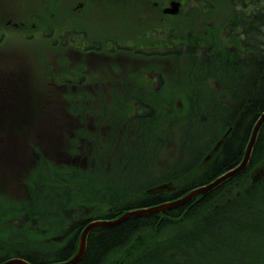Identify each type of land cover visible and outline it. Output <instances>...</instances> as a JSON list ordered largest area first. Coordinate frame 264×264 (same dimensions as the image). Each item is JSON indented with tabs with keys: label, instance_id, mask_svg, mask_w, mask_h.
I'll use <instances>...</instances> for the list:
<instances>
[{
	"label": "bare ground",
	"instance_id": "6f19581e",
	"mask_svg": "<svg viewBox=\"0 0 264 264\" xmlns=\"http://www.w3.org/2000/svg\"><path fill=\"white\" fill-rule=\"evenodd\" d=\"M238 1L239 4L250 5L255 11H262L261 0ZM232 13L222 26L215 28L213 32L209 31L201 35L192 28V34L185 49H200L190 57L191 61L196 56L200 59H207V61L195 68L187 77L179 79L176 83L169 80H146L125 87L120 92L119 97L125 104L117 108L121 119L114 122L113 118L107 128V130L110 129V133H108L110 142L115 144L121 140H128L143 145L144 148L137 157V160L140 161L138 164L150 172L151 178H153L154 165L148 160L150 153L158 143L169 142V137L162 127L165 122L173 117H179L186 129L184 136L191 141L192 149L187 151L181 148L177 152L172 162L175 164L174 172L171 175H161V177L154 179L151 186L146 187L136 199H131V189L129 188L131 182L128 183L127 180H124V177L118 192L120 199L117 200V203L119 202V204H107V200L102 199L89 207H75L81 198L65 203L63 198L57 195L55 203L50 207H60L59 209H62L59 215L62 221L68 224V227H61L58 232L49 235V237L56 239L61 236L62 240L52 249L53 253L47 254L44 249H39L40 246H35L37 249L32 248L28 255L22 251H19L18 254L32 259V255L35 256L34 253H36L39 255L37 258L45 259L42 260L41 264H78L86 254L88 244L96 236L98 237L100 233L121 227L131 218H138L139 220L130 232L131 235L124 237L119 243L111 245L99 255L97 264H141L139 259L141 248L150 249V246L160 250L166 259L174 260L182 256L184 242H191L190 252H200L202 259L198 262L185 261L177 264H211L214 261L221 264H264V217L260 212L262 210L260 207L256 209L247 203L242 193L237 192L229 199H225V194L228 191L230 193V188L233 187L230 178L235 177L237 181H242L249 174V180L245 182V188L249 189L264 204V150L258 153L254 161L250 162L253 146L260 147V129L264 121L259 129L256 126L264 115V108L258 110L256 116L250 122L246 140L240 141L241 150L234 163L223 171L218 170L215 172L213 178L202 176L205 168L213 161L214 155L219 154L224 142L231 135L233 127L228 123L230 118L233 121L243 119V116H241L242 111H237V113L234 111V107L237 106L235 104L236 100H233V95L229 94V90L224 91L226 87H229L227 83L232 77L229 63L236 65L242 59L254 60L259 56L256 51L252 54L246 49L245 43L248 42L247 29L244 27L241 15L237 11ZM251 13H248V15L250 14L248 21L252 22L254 26L258 25V22L251 17ZM192 17H195L194 13ZM161 37L163 38L162 35ZM170 86H173L174 94L171 93L172 95L168 94L162 98L156 94L149 97L153 90L165 92ZM207 87L216 91L213 101L211 100L212 93L209 91L208 94L204 92ZM180 95L189 97L193 101L191 111H184V107L180 103L181 100L178 98ZM134 97H137V99H134ZM201 102H204L206 107L202 105L200 107L199 103ZM214 105H219L221 109H215ZM246 115L248 116L250 113ZM198 118L205 123L211 119L215 132L206 136V138L202 137L205 130L195 132V122ZM218 121L219 126L216 125ZM244 129V125L239 126L238 136L244 134ZM261 137L264 139V131ZM183 140V136L179 138V142L183 143ZM196 140L197 142H195ZM249 146H251V150L248 157L246 152ZM193 151L196 157H198V153L209 152L206 158L203 159L207 160L209 164L204 168L202 174L192 172V167L195 166L196 161L194 159L192 162L191 159ZM117 159L119 163L121 159L133 177L136 170L131 164L135 161L132 160V156L118 154ZM232 170H235L232 176L225 177L210 187L218 178ZM186 174L188 178H182L183 182L178 184L176 179ZM170 182L175 183V190L173 191L169 190ZM123 188H126L127 192ZM81 189L84 195L90 197V193L87 194L89 192L87 186H83ZM216 189H219V193H223V197L221 203L216 204V199L221 196L218 193L219 195H217L218 197L212 205L233 206V209L232 207L226 209L227 214L223 213L221 215L219 225L225 228L226 234L230 224L242 226L247 229L244 236L240 237L230 233L227 237L221 235L222 230L215 232V228H208L201 220L197 221L199 217L203 216L202 212L201 216L194 214L193 219L188 220L195 228L186 240L181 235L177 236V231L175 232L169 228H160L156 231L155 228L158 227V223L149 222V220H162V213L166 210L182 209L183 213L188 212L193 206L200 204L202 199L211 196ZM164 207L171 208L163 210ZM257 211H259L260 222L249 229V220L258 214ZM186 217L187 215H184L182 221H185ZM73 219H75V223H73ZM94 222L96 224L92 225ZM152 226L154 228H151ZM143 233L148 234L147 239L150 238L149 241L146 242L147 239L144 241L141 239ZM196 233L197 236L195 237ZM29 243L32 244V238H29ZM67 246L68 254L61 256ZM5 259L4 256H0V264L6 262ZM156 262L157 259L152 261V264Z\"/></svg>",
	"mask_w": 264,
	"mask_h": 264
},
{
	"label": "rangeland",
	"instance_id": "374dc122",
	"mask_svg": "<svg viewBox=\"0 0 264 264\" xmlns=\"http://www.w3.org/2000/svg\"><path fill=\"white\" fill-rule=\"evenodd\" d=\"M74 0H0V22L1 24H6L5 21L7 19V16H12L15 18H12L8 24H13L14 27L6 28L7 30V37H5L0 42V47L6 48V53L0 54V79L4 81H12V79L15 80V83L18 82L17 85L20 88V94L26 95L27 97L34 99V96H39L40 100H46L50 97H53L55 99L56 96H60L61 93H67L62 92V89H64V82L62 79V76L66 72H70V68L73 69L77 65L83 66V63L81 61L83 54L78 52V49H57L56 45L54 43H51V39L42 38L41 36H37L35 40H32V37L28 38L26 35L28 33L33 32L37 29V25L35 23L36 20L32 21V13L35 12L38 15H40L39 24L43 27V30H50V28L59 29L66 26H73L72 28L77 29H87L88 32H86L89 36L92 37V33H96L98 26H102L103 24H107V22H101L100 19L104 18L105 16L112 17V19H121L122 21L118 23L117 25H110L109 28H118L121 27L124 24H127V28L134 32L132 35L136 36L141 32L143 28L153 26L156 23V18L152 20V15L155 14L154 11L147 12V21H144V10L143 11H131L127 13L125 4H123L120 7H117L111 3H108L106 1V4L100 5L99 3H90L91 5L90 9H87L84 11L83 15L80 16H71V14L68 12V10L72 11V4ZM164 1V0H163ZM162 3V2H161ZM196 7H199L198 11L194 14H197L196 17H194V20H191L192 16H189L187 18L180 17L178 21L185 22L187 27L192 26L194 28V31L201 33L203 35L206 32L214 31L215 28H220L222 24L225 22L227 18L232 15V12L237 11L242 19H246V16L251 11L250 5L245 4H239L238 0H204L200 4L197 3V0H186L184 3L183 13H186L185 15H192L193 10ZM49 15L51 20L45 21L44 17L45 14ZM75 13V12H73ZM118 14H123L125 18H120ZM129 15V21L126 23V20L128 19ZM94 16V18L85 19L86 17ZM73 18V20L71 18ZM68 20L66 21V19ZM171 21L175 19H170ZM151 21V23H148ZM45 23H48L51 27H45ZM18 24L22 25V28L18 26ZM34 25V26H33ZM196 32V33H197ZM158 33L150 32V30H145L142 34L143 38H145L148 42V39L155 36ZM94 35V34H93ZM44 37H49L45 36ZM76 36V35H75ZM87 37V36H86ZM138 37V36H137ZM136 37V38H137ZM135 38V39H136ZM38 47V48H36ZM200 49H197L195 53H197ZM86 52V51H85ZM194 53V54H195ZM194 54L190 55L193 56ZM161 58L160 60H162ZM200 58L196 56V58L190 62L184 61L183 59H179L178 63H170L169 72L166 74V79L169 80L172 83H176L179 79L187 77L195 68L201 66L200 65ZM220 64V63H219ZM83 67L79 68L77 71L78 75H81V70ZM72 74V73H71ZM230 75L234 79V87L231 90L232 94L234 93L233 100H238L241 97H244L247 93H249L248 89V83L250 82V78L248 77V73L245 72L244 68L242 66H232L230 69ZM8 78V79H7ZM8 87L11 89H14L10 84L7 83ZM83 84V83H82ZM250 84V83H249ZM227 85L229 87H226L224 91H228L230 89V83L228 82ZM66 86V85H65ZM32 88V91H31ZM66 88L70 91L72 86H66ZM75 91L77 93V87ZM208 91L212 93L211 100L213 101V97L216 93V91L212 88H205L204 92L208 94ZM174 88L173 86L168 87L167 90L164 92H160L159 90H153L151 92V95L149 97H153L154 94H156L158 97L162 98L163 96H167L168 94L173 93L174 94ZM253 92V91H252ZM254 93V92H253ZM252 93V94H253ZM74 95V92L72 93ZM172 95V94H171ZM178 98L183 101V95L178 96ZM61 101H63L62 98H60ZM227 99V98H226ZM63 103V102H62ZM182 106L184 107V110L190 107V102H180ZM25 106V102H22V106L20 108H23ZM45 109V102L41 101L39 107ZM219 106L216 105V109H218ZM28 110L32 114V104L28 108ZM34 110V109H33ZM63 112L66 114V111L63 110ZM36 120V125L38 126L46 125L45 119L42 116L41 118L33 117L32 121ZM50 117L48 116L46 119V122L49 123ZM60 124V123H59ZM58 124V125H59ZM219 121L216 123L217 126H219ZM57 125V127H58ZM61 125L56 130V136H64L68 134L67 130H64L60 132ZM67 126V125H66ZM166 126V127H165ZM165 130V134L169 137L168 143H162L159 144L158 147H154L150 153L149 156V162L154 165V177L151 178L150 172L144 169V167H141L137 160L138 155L143 150L144 146L140 143H136V145L132 146V150L130 148H127L126 151H121L118 149L116 152V159H113L112 166L109 167V164L103 159L98 161V164L96 162H92L90 169L93 172L92 178L90 175L91 180L84 182V186H87V190L89 191L87 194L90 193V197L88 195H84L79 201L78 204H76L75 207H89L91 204L95 202H99L100 200L104 199L107 200V204L117 203V200H119V187L121 186V181L127 180L129 184V188L131 189V199L138 198V195L145 190L146 187L151 186L154 179L161 177V175H171L174 172L175 164H173V158L177 154L178 151L181 150V148L185 150L192 149L191 141L185 136V139L182 141L183 143L179 142V138L182 137V131H184V127L182 125V122L179 120V117H173L168 122H165V125L163 126ZM195 132L202 130H205V134L202 136L203 138H206V136L211 135L215 132V129L213 128L211 124V119L206 122L203 125H198L196 128H194ZM34 137V135H20V141L21 146L19 149H23L21 153H19L20 163L21 165L17 167L18 173L20 172V182L25 181V177L28 173L29 165L26 164L29 157L34 155V153L31 154V149L34 151L32 147H34V143H31L32 147H27L28 144H30L31 139ZM34 139H32L33 142ZM197 142V140L195 141ZM118 148V147H117ZM116 148V150H117ZM98 150V149H97ZM58 152L62 154V150L59 148ZM108 154L111 153L110 149H107L105 151ZM186 152V151H185ZM119 155H125L129 154L132 156V160L135 161L131 164L134 166L136 173L133 175L130 171H128L127 166L123 164V162L120 159V163L117 159V156ZM187 154V153H186ZM209 154V152L199 153L198 157H196L195 152L193 151L191 153V159L192 162L194 159H196L194 165L192 167L193 173H201L203 172L204 168L209 164L207 160H203L206 158V156ZM213 155V154H212ZM211 155V156H212ZM28 156V157H27ZM31 156V157H32ZM27 157L26 162H24L25 158ZM108 157V162L110 157ZM198 161V162H197ZM24 162V163H23ZM197 162V165H196ZM53 173H56L51 167V165H42L36 172L33 169L32 171V178L36 174V181L34 182L35 185L33 186V197H32V214H37L42 216L43 220L47 221L51 225L61 227L64 223L59 215V212L61 209L60 207L57 208H51L48 204L41 203L40 205L35 204L36 197L39 199H47L49 197V192L44 191L41 187L43 184L48 180L49 185H54V181L52 179ZM130 176V177H129ZM50 177V178H49ZM57 176H55L56 178ZM49 178V179H48ZM182 178L187 179L188 175H182L181 177L176 179V182L178 184L182 183ZM69 182H73L75 179H71L70 177ZM249 180V174L247 178H245L242 181L233 180V187L230 188L227 194H225V199H229L235 193H243V191H246L245 189L246 184L245 182H248ZM68 182V183H69ZM36 184H42L39 186L36 190ZM14 186V183L10 185L12 188ZM129 189V190H130ZM124 191H126V188H123ZM83 192V191H82ZM81 191H77V193H81ZM127 192V191H126ZM221 196L219 199H216V204H220L223 193L220 192ZM218 194V195H219ZM244 196H246L244 194ZM13 197L10 195V199L6 198L5 196L0 195V256H8L12 255L15 251H23V246H27L29 243V238H32V248L37 249L36 247H39V249L48 250L51 249L53 243L52 240H44V235L41 233H32L34 231L31 228L32 225V214H29L24 222H21L22 218L20 217L24 215L25 212H28L30 209L27 208L14 210V205L12 204ZM34 202V203H33ZM38 202V200H36ZM213 204V202H212ZM37 205V206H36ZM49 207V211H48ZM94 207V206H93ZM43 209L41 211H37ZM89 210H91L89 208ZM13 219V220H12ZM15 219V220H14ZM75 220V219H73ZM42 222V221H41ZM16 223H21V225L25 227H30L29 229H18L19 237L15 239V236L11 237L10 241H2V229L4 231L10 230V225ZM222 230V231H221ZM11 231V230H10ZM221 231V235L227 236L229 233V230H226L223 227L222 229H216L215 232ZM40 232V231H37ZM32 234V237H31ZM29 237V238H28ZM142 240L144 241L147 239L148 234L143 233L141 236ZM141 240V241H142ZM149 239L146 240L149 241ZM40 242V244H39ZM49 242V243H48ZM21 246V247H20ZM36 246V247H35ZM13 247H17L16 250H8L12 249ZM19 247V248H18ZM150 249H153L154 255H158V260H162L163 264H173L172 260L166 259L163 256L159 254V251L154 246H150ZM149 250V249H147ZM9 252L11 254H9ZM49 253H53L52 251H48ZM198 252V251H197ZM202 258V254L198 252ZM47 257V255H46ZM48 259V258H46ZM156 258H154L152 261H155ZM152 264V263H151ZM211 264H221L216 263L215 261Z\"/></svg>",
	"mask_w": 264,
	"mask_h": 264
},
{
	"label": "trees",
	"instance_id": "16d2710c",
	"mask_svg": "<svg viewBox=\"0 0 264 264\" xmlns=\"http://www.w3.org/2000/svg\"><path fill=\"white\" fill-rule=\"evenodd\" d=\"M261 9L260 10H254L251 7V17L254 19V21L258 22V25H253V23L249 20V15L246 17V19H242L244 23V27L247 29L246 34L248 35V42L245 43L246 49H248L252 54L254 51L259 53V56L255 58L254 60H247V59H242L238 64L232 65L229 63V68L232 66H242L244 68L245 72L248 73V77L250 78V84L248 83L249 86V93H247L244 97H241L238 102L236 101L235 104L237 107L235 108V112L237 111H242L241 116H243V119L241 120H236L233 121L232 118L228 121L230 125H232V130H231V135L230 137L227 138V140L224 142V145L222 146V149H220L219 154L217 153L213 157V161L208 165L209 169L207 170L208 167L205 168L202 176L205 178H213L215 172L223 171L227 169L230 165L234 163V161L237 159L239 153H240V141L246 140L248 130H249V125L254 116H256V113L258 110L264 108V0H261ZM256 17V19H255ZM197 51V50H196ZM207 59H202L200 60V65L203 64ZM231 69V68H230ZM230 83V90L229 94H232L231 90L233 89L234 85V79L233 77H230L229 80ZM254 93H253V92ZM253 93V94H252ZM185 102H190V107L189 111L192 110L193 108V101L188 98L186 99ZM205 106L204 102L199 103V106L201 107ZM219 106V105H217ZM214 108L216 109V105H214ZM220 108V106H219ZM218 108V109H219ZM221 109V108H220ZM250 113V115H246ZM256 118V117H255ZM205 124L204 121H201L199 118L196 120L195 125H202ZM240 125H244V134L241 136H238V128ZM261 132H260V147H257L256 145L253 146L252 149V154L250 158V162L254 161L256 157L258 156V153L264 150V139L261 137L262 132L264 131V124L261 127ZM186 129L182 131L183 138L185 139L184 133ZM199 154V153H198ZM231 181L235 180V177L232 179L230 178ZM247 189V188H245ZM219 189H216L213 191V194L207 198H204L201 200V205H195L193 206L190 211L183 213L182 209H171V210H166L162 213V220H149V222H155L158 223V227L155 228L157 231L160 228H169L173 231H177V236L181 235L185 240L187 239L188 235H190L195 228V226L192 227V224L188 222V220L191 221L193 219L194 214H199L201 216V212L203 213V216L199 217V220L204 223L205 226L208 228H215V229H222V226L219 225V222L221 220V215L227 214L226 209L231 208L233 209V206L229 205L226 206L224 204L222 205H217L214 206L212 205V202L218 197ZM243 198L245 201L249 204H251L254 208L260 209L262 211L261 215L264 217V204L256 197L254 196L249 189L246 191H243ZM244 194L246 196H244ZM258 214L253 216L249 221H250V228H253L254 225L259 224L260 219H259V211H257ZM184 215H187V219L185 221H182V217ZM197 219V218H196ZM195 219V220H196ZM138 218H131L128 220L127 223L122 225L121 227H118L116 229L108 230L106 232L100 233L99 236L95 237L93 240L90 241V244H88V247L86 249V254L82 258V261L79 262L78 264L84 263V264H97V260L99 255H101L104 251H106L111 245H115L119 243L124 237L126 238L127 236L131 235V231L133 230L134 226L136 225ZM182 221V222H181ZM184 222V224H183ZM151 228H154L152 226ZM248 229V230H249ZM229 233H233L236 236H244L245 231L247 229H244L242 226L238 225H233L230 224L228 227ZM175 233V234H176ZM198 233V232H197ZM197 233L195 237L197 236ZM174 234V235H175ZM185 246H183L182 249V256L172 260L173 264L181 263V262H198L201 260V256L197 251L190 252L191 242L190 243H185ZM68 246L66 249L62 252L61 256H65L68 254ZM185 248V249H184ZM88 250V252H87ZM159 254L162 256L161 251H159ZM35 256L32 255V259L30 257H27L32 263L34 264H41L42 260L45 259H39L37 258L39 255L34 253ZM156 258L157 262L154 264H163L162 260H158V255H154L153 249L146 250L144 252L140 253L139 259L141 260V264H151L152 260ZM164 260V259H163ZM166 264V263H164Z\"/></svg>",
	"mask_w": 264,
	"mask_h": 264
},
{
	"label": "flooded vegetation",
	"instance_id": "af4514ba",
	"mask_svg": "<svg viewBox=\"0 0 264 264\" xmlns=\"http://www.w3.org/2000/svg\"><path fill=\"white\" fill-rule=\"evenodd\" d=\"M68 43L67 40H65L63 42V46H66V44ZM90 49V48H89ZM97 49H106V50H100L98 51V53L96 54L97 57V63L100 62H110L116 64V59L120 58L119 61V68L122 69V71L124 72V78H127L130 80V83H128V86H133L134 84H136L137 82L134 81V79L131 80V75H129V65L132 61V57L130 53H126L124 55L120 54V55H116L112 49H110V46H99ZM108 49L110 51V54H108ZM157 53L161 54V56H164V54H170V53H175L178 52L175 49H157L156 50ZM137 54H138V59H136V69L139 68V66H143L144 65V61H146V55H148V51L143 49V47H140V50H137ZM153 79H158V80H162V81H166L165 78H163L161 75H156ZM83 83V77L80 78V80L78 81V85L81 86V84ZM134 99H137V97H134ZM7 100V105H9L10 107H12V113L14 114L15 112L20 115V103H19V99L17 96H15L14 94H11V96L9 97V99L5 98V96L3 94H0V102H5ZM48 102L49 101H53L56 99H54L53 97H50L49 99H46ZM45 117H50V113L45 109ZM2 128H5L4 126ZM18 126H14L12 128V132H17Z\"/></svg>",
	"mask_w": 264,
	"mask_h": 264
},
{
	"label": "water",
	"instance_id": "95a60500",
	"mask_svg": "<svg viewBox=\"0 0 264 264\" xmlns=\"http://www.w3.org/2000/svg\"><path fill=\"white\" fill-rule=\"evenodd\" d=\"M172 6L177 7V6H178V3H172ZM169 12H176V9H173L172 11H169ZM263 121H264V115H263L262 118L258 121L256 128L259 129V127H260V125L262 124ZM250 150H251V146L248 147L247 152H246V153H247L246 156H248V157H249V154H250ZM234 171H235V170H232V171H230V172L225 173L223 176H221L220 178H218L214 183H212V184L210 185V187H211L212 185H214L215 183L219 182L220 180L224 179L225 177L232 176V174L234 173ZM167 208H170V207H164L163 210H164V209H167ZM95 224H96V222L92 223V225H95ZM12 263L27 264V263L24 262L23 260H21V259H16V258H15V259L8 260V261L4 262L3 264H12Z\"/></svg>",
	"mask_w": 264,
	"mask_h": 264
}]
</instances>
